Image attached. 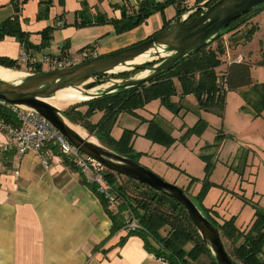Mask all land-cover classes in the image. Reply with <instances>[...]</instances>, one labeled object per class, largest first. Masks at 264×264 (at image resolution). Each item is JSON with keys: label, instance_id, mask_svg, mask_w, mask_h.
<instances>
[{"label": "crops", "instance_id": "0c3cea01", "mask_svg": "<svg viewBox=\"0 0 264 264\" xmlns=\"http://www.w3.org/2000/svg\"><path fill=\"white\" fill-rule=\"evenodd\" d=\"M51 1L48 16L38 19L44 8L41 0H0V25L19 16L26 35L25 43L16 36L1 38L0 58L19 60L23 52L39 58L45 55L61 58L78 55L83 49H93L99 57L145 41L161 31L165 21L177 16L176 6L169 5L164 15L157 12L143 24L121 34L112 24L79 25L86 19L96 20L97 13L120 18L121 11L113 7L125 2L134 7L139 2L161 0ZM194 2L189 0L191 4ZM263 22L264 14H259L249 25L240 28L234 38L243 36L244 30L253 26L257 31L247 45L240 46V54L232 58L258 65L264 53L263 40H259L263 38L259 29ZM46 33L51 42L43 47V42L48 41L49 35L44 37ZM226 50L222 55L225 62L227 54H231L229 43ZM251 53L254 60L247 58ZM225 64L218 68L219 73L226 70ZM20 66L21 70H29L26 64ZM174 102H178L176 97ZM179 106L189 109L188 105ZM175 130L172 129L174 135ZM53 146L56 147L45 149L44 160L36 152L20 158L15 140L0 130V264H165L147 250L140 236L129 235L120 228L128 216V211L120 207L122 201L108 203L106 209L101 197L88 185V175L71 168L59 148ZM210 209L220 223L232 218L220 215L216 207ZM254 219L255 216L251 223ZM251 223L239 226L236 221L235 225L247 230ZM193 264H212V261L203 255Z\"/></svg>", "mask_w": 264, "mask_h": 264}, {"label": "trees", "instance_id": "16d2710c", "mask_svg": "<svg viewBox=\"0 0 264 264\" xmlns=\"http://www.w3.org/2000/svg\"><path fill=\"white\" fill-rule=\"evenodd\" d=\"M183 1H187V7H189L197 4L199 5V3H203L206 0H195L194 4L189 3V0H168L164 3L148 1L139 2L138 6L134 7L131 3L125 2L121 6L116 5L113 7L121 11L120 18H108L103 13H97V15H95L96 20H83L80 22L81 24L79 26L87 27L92 25L112 24L117 33L122 34L123 32L143 24L150 16L157 12L164 15V10L169 5H175L177 8V16L170 22L165 21V28L171 22L175 20L178 21V18L185 12V9L181 6ZM217 1L218 0H212L209 5H213V3ZM41 5H44V8L43 11L39 13L38 19L48 16V10L52 5V1L41 0ZM263 11L264 7L256 8L232 22L229 27L226 28L220 39L192 56L186 57L171 70H168L167 73L154 79L150 84H141L137 87L122 89L97 99H91L70 106L64 110V114L71 122L84 127L89 133L97 136L106 146L117 151L121 155L136 160V157H140L141 153L135 154V151H133L130 139L133 133L132 131H126L120 139L112 137L113 127L119 116L123 113L137 115L138 110L144 109L151 101L157 99L161 100L163 106L165 105L169 110L177 112L180 108L173 101L174 96L178 94L177 85L175 84L176 80L181 85L182 96H195L202 109L223 105L224 94L229 90H240L253 86L252 63L244 59L230 62L227 60V67L224 72L219 73L218 68L225 62L222 55L227 53L223 37L230 33L236 36L237 33L240 32V28L249 25L251 20ZM198 15L199 14H196L191 18L197 17ZM20 24L21 21L19 16L10 18L2 23L0 25V39L6 36H16L21 42L25 43L26 35ZM256 28V26L249 28L243 36H239L237 39L234 38L235 41H251L257 31ZM49 31L50 30H47V32ZM48 35L49 34L46 33L44 37ZM50 42L51 37L49 35L48 41L43 42L41 46H47ZM215 44L216 47H214ZM257 64L258 66L264 67V54H262V59ZM0 65L15 70H21L18 60L14 61L7 58H0ZM43 71L44 70L40 67L35 69V72ZM140 71L141 70L121 73L111 78L128 79ZM104 80L105 82L107 81V79ZM93 86L96 85H90L88 88H92ZM97 113H101L102 117L96 123H93L91 119ZM12 115L13 114L10 112L5 111L1 117L6 121H11V119L15 118ZM149 122V128L145 137L150 139L153 143L165 147H170L174 144L175 138L171 136L170 132L164 130L161 125L156 124V118ZM49 146L51 145L47 147ZM60 154H62L61 151ZM62 155L66 158V162L71 168L79 169L75 166L76 164L70 157L64 154ZM212 156L216 157V154H212ZM206 157L207 156L203 158L205 159ZM206 169H209V164H207ZM105 176L114 187V191L118 194L117 202L122 201V205L120 206L121 208L123 207L122 211H128V216L130 214L136 218L140 225L138 230L129 233V235L140 236L143 242H145V247L149 252L155 254L157 258L166 260L169 264H193L205 254L211 259L212 264H216L215 260L208 252L204 241L201 239L202 237L198 230L194 226L193 221L187 214L186 208L181 205V203L152 189L148 185L140 184L138 181L113 173L106 168ZM118 177L128 179V182L132 183L134 186L136 193H129L125 185L118 183ZM195 180L196 179H193L192 184ZM205 183L201 194L193 200L197 203L199 208L203 210V213L214 223V226L218 228L226 249L225 251H227L234 261V264H264V212L258 209L256 210L255 219L253 223H251V227L247 230H241L235 225L236 217H232L230 220L220 223L215 219L212 213L214 212L213 209L206 208L202 204L210 186H212L208 178L205 179ZM92 187L93 191H95L96 187ZM186 192L189 194L188 190H186ZM99 197L102 199V204L108 209L109 202L102 196L99 195ZM109 213L111 212L109 211ZM120 228L122 229L123 226ZM224 240H226L225 243Z\"/></svg>", "mask_w": 264, "mask_h": 264}, {"label": "rangeland", "instance_id": "374dc122", "mask_svg": "<svg viewBox=\"0 0 264 264\" xmlns=\"http://www.w3.org/2000/svg\"><path fill=\"white\" fill-rule=\"evenodd\" d=\"M259 29L263 35V38H259L263 40V50L264 22ZM232 35L230 33L223 37L225 45L231 43V54H228L231 58L240 54V46L248 43L235 41V35ZM247 58L254 60L253 53ZM225 63L222 65L226 66ZM252 75L253 86L229 90L224 94L223 105L208 109H202L195 96H182L181 85L176 80L178 94L174 97L178 101L177 105H188L189 109L187 106H179L180 109L174 112L163 106L161 100H153L146 109H140L137 115L121 114L114 124L112 137L120 139L126 131H132L130 139L133 151L135 154L141 153L136 161L166 183L184 188L185 191L187 189L193 199L201 194L205 179L208 178L212 186L203 199V206L216 207L222 216H236L239 226L248 225L257 209L264 212V67L253 66ZM108 86L109 81L101 89ZM76 104L62 105L59 109L65 110ZM99 117L100 113H97L91 119L92 122L96 123ZM151 118H156V124L171 134L174 133L172 129H177L173 134L175 142L172 146L162 145L161 148L160 144L145 137L144 132L149 128ZM212 154H216V157ZM117 179L119 184L126 186L129 193H136L128 179ZM193 179L196 180L192 184Z\"/></svg>", "mask_w": 264, "mask_h": 264}, {"label": "water", "instance_id": "95a60500", "mask_svg": "<svg viewBox=\"0 0 264 264\" xmlns=\"http://www.w3.org/2000/svg\"><path fill=\"white\" fill-rule=\"evenodd\" d=\"M211 2L206 0L190 7L178 21L171 22L143 42L71 68L35 72L0 65V99L20 110L46 118L81 153L107 170L148 185L181 203L216 264H234L225 251L218 228L185 190L166 183L149 168L106 146L87 129L71 122L63 109L48 102L67 90L81 92L88 97L85 101H89L122 89L150 84L186 57L220 39L232 22L256 8L264 7V0H218L209 5ZM196 14L199 15L191 18ZM139 59L143 61L137 62ZM137 70L141 71L128 79L111 78ZM105 77H108L106 82L109 81L110 86L101 89L106 83ZM90 85L96 86L85 89ZM75 127H80L85 133H79Z\"/></svg>", "mask_w": 264, "mask_h": 264}, {"label": "built area", "instance_id": "2783aa9c", "mask_svg": "<svg viewBox=\"0 0 264 264\" xmlns=\"http://www.w3.org/2000/svg\"><path fill=\"white\" fill-rule=\"evenodd\" d=\"M168 0H161L162 3ZM188 2L183 1L182 7L185 12L189 9ZM184 12V13H185ZM228 56V54H227ZM98 55L93 49H83L78 55H66L61 58H52L48 55L38 57L23 52L19 57V64H26L30 71H35L37 67L44 71L62 70L74 67L84 61L97 58ZM242 60L241 58H231L228 61ZM43 71V72H44ZM7 111L13 114L14 119L6 121L3 113ZM0 130L7 133L8 137L15 140L17 153L20 158L29 152H36L44 160L45 149L48 145H56L62 154L70 157L83 174H87L88 185L96 187V193L102 196L109 204H116L118 194L105 176V168L97 161L91 159L76 148L67 138L60 134L54 126L44 117L33 114V112L17 108L0 99ZM47 162L45 161V164ZM140 228L136 218L127 216L122 230L131 233ZM165 264L166 260L161 259Z\"/></svg>", "mask_w": 264, "mask_h": 264}, {"label": "bare ground", "instance_id": "6f19581e", "mask_svg": "<svg viewBox=\"0 0 264 264\" xmlns=\"http://www.w3.org/2000/svg\"><path fill=\"white\" fill-rule=\"evenodd\" d=\"M142 59L137 60V62H142ZM145 74V73H144ZM95 90H92V92ZM88 97L83 95L81 92L77 91H72V90H67V91H62L58 94L56 100L48 101L49 103L53 104L56 107H61L62 105L66 106L69 104H76L82 101L87 100ZM75 129L79 133H85L83 129L80 127H75Z\"/></svg>", "mask_w": 264, "mask_h": 264}]
</instances>
